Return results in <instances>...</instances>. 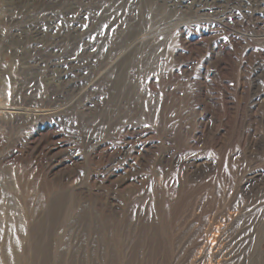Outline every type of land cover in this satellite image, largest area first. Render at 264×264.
Instances as JSON below:
<instances>
[{
  "label": "rangeland",
  "instance_id": "obj_1",
  "mask_svg": "<svg viewBox=\"0 0 264 264\" xmlns=\"http://www.w3.org/2000/svg\"><path fill=\"white\" fill-rule=\"evenodd\" d=\"M0 105V264H264V0H0Z\"/></svg>",
  "mask_w": 264,
  "mask_h": 264
},
{
  "label": "bare ground",
  "instance_id": "obj_2",
  "mask_svg": "<svg viewBox=\"0 0 264 264\" xmlns=\"http://www.w3.org/2000/svg\"><path fill=\"white\" fill-rule=\"evenodd\" d=\"M220 5V4H219ZM31 10V9H30ZM206 13V12H205ZM154 28V27H153ZM158 30V29H157ZM14 37V36H13ZM13 39V38H12ZM14 40V39H13ZM20 49V48H19ZM73 81V80H72ZM20 105V104H19ZM1 106V105H0ZM3 108V107H1ZM0 108V109H1ZM5 109V108H4ZM47 110V109H46ZM48 111V110H47ZM5 112V111H4ZM7 113V112H6ZM18 115V113H17ZM23 115V114H22ZM21 115V116H22ZM27 115V114H26ZM9 116V115H8ZM51 116V115H50ZM48 117V116H47ZM11 170V169H10ZM14 182V181H13ZM15 188V187H13ZM17 190V189H16ZM7 200V199H6ZM8 201V200H7ZM2 206L0 205V215H3L2 217H4V221L7 225V241H6V251H5V255H6V259L8 260L9 259V249L11 248V246H13V239H12V236H11V229H12V220H13V211L11 209V206L10 204L8 205V203H5L4 202V205L3 203L1 202ZM15 232V231H14ZM209 250V248H208ZM2 255V254H0ZM201 261V260H200ZM203 262V261H202ZM210 262V261H209ZM204 264V263H203ZM210 264V263H209Z\"/></svg>",
  "mask_w": 264,
  "mask_h": 264
}]
</instances>
